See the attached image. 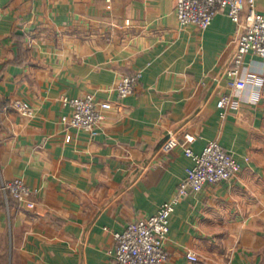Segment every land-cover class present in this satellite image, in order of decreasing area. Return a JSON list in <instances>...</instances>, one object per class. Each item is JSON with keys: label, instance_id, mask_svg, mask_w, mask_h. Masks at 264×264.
<instances>
[{"label": "crops", "instance_id": "obj_1", "mask_svg": "<svg viewBox=\"0 0 264 264\" xmlns=\"http://www.w3.org/2000/svg\"><path fill=\"white\" fill-rule=\"evenodd\" d=\"M235 36L227 8L182 27L176 0H0V180L39 190L34 210L0 192V264H114V234L157 213L193 164L186 134L195 153L217 141L240 172L178 202L166 264H264V61L246 55L251 89L232 88ZM86 94L111 103L95 137L61 120V97ZM15 99L32 114L5 110ZM168 137L180 145L165 152Z\"/></svg>", "mask_w": 264, "mask_h": 264}, {"label": "built area", "instance_id": "obj_2", "mask_svg": "<svg viewBox=\"0 0 264 264\" xmlns=\"http://www.w3.org/2000/svg\"><path fill=\"white\" fill-rule=\"evenodd\" d=\"M255 4L256 0H176L180 25H194L200 30L206 29L215 16L223 8H227L229 17L236 24L237 44L233 66L228 69L227 74L229 85L240 93L251 89L248 71L243 68L241 71L245 56L252 54L264 61V15L257 12ZM141 76L142 72L123 76L115 86L118 95L127 97L133 94ZM256 89L264 94L263 84L259 83ZM229 100V96H224L217 102L222 116ZM61 102L69 109L61 117L62 122L67 127L87 131L93 137L100 131L106 118L105 111L111 108L110 102L100 100L92 94L64 96L61 97ZM10 108L26 116L32 114L30 103L21 99L4 105L5 110ZM194 141L193 135H185V154L192 158L193 164L187 168L186 176L173 197L165 201L154 215L130 222L123 231L114 234V264H166L169 259L166 248L168 221L178 202L190 191L198 192L207 184L216 186L230 181L240 172L239 163L217 141L209 142L201 153H195L190 147ZM179 145L178 140L168 137L162 143V149L169 152ZM0 192L34 210V197L39 190L30 187L24 179L16 178L0 180ZM187 257L192 262L198 261L195 253L188 252Z\"/></svg>", "mask_w": 264, "mask_h": 264}]
</instances>
